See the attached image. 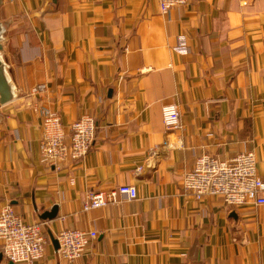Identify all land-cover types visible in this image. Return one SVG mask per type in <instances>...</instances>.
<instances>
[{"label":"crops","instance_id":"1","mask_svg":"<svg viewBox=\"0 0 264 264\" xmlns=\"http://www.w3.org/2000/svg\"><path fill=\"white\" fill-rule=\"evenodd\" d=\"M0 44L14 91L0 103V207L44 223L46 238L42 258L17 264H264V204L198 201L181 185L202 153L253 152L264 181V0H188L165 14L156 0H0ZM166 105L179 112L173 131ZM45 110L66 131L94 117L82 159L41 161ZM123 184L135 199L82 210ZM65 228L97 233L70 263L52 242Z\"/></svg>","mask_w":264,"mask_h":264},{"label":"built area","instance_id":"2","mask_svg":"<svg viewBox=\"0 0 264 264\" xmlns=\"http://www.w3.org/2000/svg\"><path fill=\"white\" fill-rule=\"evenodd\" d=\"M160 13L185 5L188 0H156ZM178 49L187 54L184 36L178 38ZM43 84L32 88V93L44 91ZM162 120L166 131L180 127L179 112L175 105L162 108ZM96 122L91 115L74 120L66 131L60 116L50 110L42 113V133L39 155L47 166L60 168L69 161L82 159L94 143ZM253 152L244 151L228 159L202 153L196 157L193 167L181 179L183 191L201 201L204 198H221L228 206H239L251 201L264 204V181L256 173ZM137 197L135 186L123 184L109 191L91 192L82 205L83 211L115 204ZM97 236L94 230L65 228L58 232L57 252L67 262L80 257ZM0 242L4 257L14 264L32 262L44 255L46 238L44 223H27L10 206L0 207Z\"/></svg>","mask_w":264,"mask_h":264},{"label":"water","instance_id":"3","mask_svg":"<svg viewBox=\"0 0 264 264\" xmlns=\"http://www.w3.org/2000/svg\"><path fill=\"white\" fill-rule=\"evenodd\" d=\"M1 49L2 46L0 44V51ZM13 97H14L13 87L6 76L4 64L0 58V103L1 104L8 103L13 99ZM55 214H56V208H54L52 212H48L44 214L42 218L52 219L54 218ZM52 242L54 247L58 249L57 239L53 238ZM9 264H14V263L9 261Z\"/></svg>","mask_w":264,"mask_h":264}]
</instances>
